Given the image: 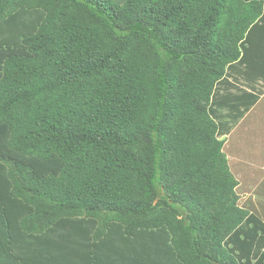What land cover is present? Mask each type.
<instances>
[{"label": "trees", "instance_id": "obj_1", "mask_svg": "<svg viewBox=\"0 0 264 264\" xmlns=\"http://www.w3.org/2000/svg\"><path fill=\"white\" fill-rule=\"evenodd\" d=\"M263 12L0 0V264H264L223 150Z\"/></svg>", "mask_w": 264, "mask_h": 264}, {"label": "crops", "instance_id": "obj_2", "mask_svg": "<svg viewBox=\"0 0 264 264\" xmlns=\"http://www.w3.org/2000/svg\"><path fill=\"white\" fill-rule=\"evenodd\" d=\"M248 41V48L250 49L248 67L251 72V78L254 80L257 78L253 86L260 93V98L225 135V139L238 126L247 129V131L256 128L264 129V12L259 24L250 31ZM238 162H240L239 166H241L240 170L243 173L244 179L251 183L250 186L255 191L258 187L255 184L261 183L264 178V161L250 159L245 162L243 160ZM248 195H252V192H249ZM262 197L259 196V198Z\"/></svg>", "mask_w": 264, "mask_h": 264}, {"label": "rangeland", "instance_id": "obj_3", "mask_svg": "<svg viewBox=\"0 0 264 264\" xmlns=\"http://www.w3.org/2000/svg\"><path fill=\"white\" fill-rule=\"evenodd\" d=\"M242 84V83H241ZM247 129L236 127L226 136V142L223 150L225 151L230 169L238 179L237 193L239 195V203L241 206L254 210L257 214L264 218V178L255 191L251 188V183L246 181L240 170V162L247 160L264 161V129ZM240 159V160H239ZM263 175V174H262ZM252 192V195H248ZM259 196H263L259 198Z\"/></svg>", "mask_w": 264, "mask_h": 264}]
</instances>
